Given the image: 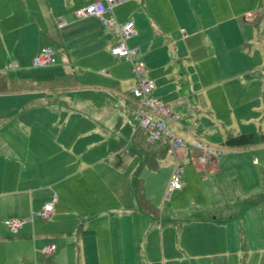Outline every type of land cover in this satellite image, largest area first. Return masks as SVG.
Returning <instances> with one entry per match:
<instances>
[{
	"label": "rangeland",
	"instance_id": "rangeland-1",
	"mask_svg": "<svg viewBox=\"0 0 264 264\" xmlns=\"http://www.w3.org/2000/svg\"><path fill=\"white\" fill-rule=\"evenodd\" d=\"M71 5L73 12L78 5L76 1H72ZM244 5V0L234 2L228 0V3L224 0H168L164 8L161 21L166 23L165 28L168 33L177 40V58L181 60L187 73L195 74V80L201 79L203 64L222 63L225 66L244 64L253 70L251 76H244L241 83L235 87L237 97L249 93L252 95L247 109L232 104L230 101L229 105L220 103L219 89L206 88L203 89L205 93L201 94L198 86L195 89L198 93L197 91L195 93L201 95L203 102L195 103L187 100L174 104L175 100L180 99V93L175 76L171 75L173 65L160 71L163 81L155 82L156 89L153 91V96L159 93L160 96L166 97V100L162 102L170 105L172 111L178 112L181 126L171 127L172 132L179 137L187 138L188 132L191 131L189 128L204 125L207 130L204 129L203 136L196 137L194 132L197 131L193 129L194 132L191 131L189 141L199 138L204 144L224 151L223 156L218 159V167L214 161L206 167L197 164L184 165L182 179L185 185L180 191L170 195H168V188L176 163L173 157H165V151H162L157 158V169L141 168L139 156L131 155L127 156L123 170H113L112 158L115 145L119 140L125 142L129 140L136 125L130 118L131 108L127 107L126 99L109 97V106L104 107L107 95L104 88L112 89L111 84L115 82H109L110 78L116 76V69L120 73L124 71L126 73L129 69L127 66L130 64L126 61L117 62L112 59L110 51L109 54L102 52L99 69L93 66L91 77L86 76L90 74H85L87 78L82 80V75L75 72L72 82L66 86L64 82L57 84L59 75L72 73L67 67L66 58H62L63 63L53 67L33 68L31 61L27 62L28 59L25 56V63L21 62L18 65L19 68L10 69L8 65L11 62L9 61L11 52L7 53L2 46L0 47V79L2 77L21 78L36 87L34 90L27 91L26 96L9 98L0 96V113L16 114L19 112V121L28 124L32 129L30 131L32 140H38L35 138L42 131L46 135V142L51 141L54 150L61 148L66 139L71 140L70 144L74 149L91 148L86 156L91 166L77 178L82 181V183L77 181L78 186L90 195L91 199H98L102 203L101 206L105 208L126 206L127 200L133 194V176L139 172L143 182V193L164 215L165 226L170 224L171 220L177 219L175 225L184 229L183 236L192 238L190 233L200 231L199 226L191 224L193 216H216L219 219H231L230 227L234 230L235 239L231 240L230 248L225 254H221L224 252L223 249H216L215 253L210 255L212 257L204 256L201 260L194 258L189 263L186 257L179 258L178 253L180 252L170 253L175 245L181 248L184 242L176 244L173 238L174 232L164 229L159 233L151 234L150 249L146 258L143 254L132 253L135 250H126V256L132 259L131 264H263L264 147L234 150L221 146L224 140L240 133L264 132V96L257 90L259 95L255 97V88H257L255 86H261L260 81L264 77V74H261L264 72V25L260 27L261 32L259 33L255 30V25L253 26L252 35L254 37L247 35L249 39L239 55L235 53L229 56V53L225 52L233 48L239 50L238 44L245 42L244 35L248 32V21H250L247 15L250 13L240 14L241 10H245ZM35 6L38 9L37 11L35 8V16L39 17L43 14V9L39 11L38 4ZM229 9L240 19L235 17L232 20ZM126 14V10L115 13L117 22H122ZM193 33L196 34V38L192 41ZM186 38L188 39L185 40ZM206 38L211 39L212 46L210 44L201 46ZM162 52L165 55L164 50ZM161 58H163L162 54H159V60ZM115 63L120 64L115 67ZM62 66L67 67L68 70L64 71L65 73H57L56 67ZM231 81L228 79L223 82L220 90L225 89ZM85 82H92L96 85L86 86ZM121 83L122 92L129 91L131 78L122 80ZM50 94L53 96L49 97ZM40 95H44L46 100H41L43 97ZM55 99L65 105L48 103ZM213 99L216 100V108L210 105ZM219 111L221 115L218 114ZM90 112H95L100 116L103 129L109 132L97 131L93 128L94 124L85 123L79 119L81 114ZM64 123L68 124V128L63 129ZM116 124H119L118 129L112 130ZM34 173L36 177H40L39 171ZM13 176H16V173H13ZM45 182V180L34 178L30 180L29 193L32 195L34 204L31 207L29 203L27 216L18 215L19 213L13 215L17 211L2 209L3 199L0 200V259H3L4 264H22L27 261L40 264L41 258L44 260L46 258L42 253L46 244L55 245L61 252V258L56 264H73V247H75V233L71 231L73 223L62 224L50 229L52 219L43 221L34 217L33 223H27L25 229L17 236H13L3 223L12 216L29 219L32 212L41 211L42 198H46L52 192ZM106 219L110 220L102 218L101 221ZM129 219L126 216H122L119 220L114 219L107 225L106 231L115 234L122 243L129 241L130 244L132 240L134 242L132 235L136 227ZM92 226L90 225V228H93ZM27 228L29 230L26 231ZM51 230H54L52 233L55 234H48ZM26 232H29L32 238L23 237V233L26 234ZM51 235L52 238H50ZM10 237L13 239H9ZM87 238L89 237L82 239L85 253L89 251L92 244L91 239L87 240ZM163 243L166 253L163 252ZM204 250L206 249L201 248L198 251ZM58 252L54 255L55 257L60 254ZM108 261L109 264L120 263L116 262L117 260L113 257H109Z\"/></svg>",
	"mask_w": 264,
	"mask_h": 264
},
{
	"label": "crops",
	"instance_id": "crops-1",
	"mask_svg": "<svg viewBox=\"0 0 264 264\" xmlns=\"http://www.w3.org/2000/svg\"><path fill=\"white\" fill-rule=\"evenodd\" d=\"M29 1L31 2V6ZM72 1H76L78 5L75 10L84 5L82 0H0V47L2 46L7 53L11 52L9 59L11 62H9V64L14 63V68H19L18 65L21 64V62L25 63V56H27V62L31 61L30 63L33 67V59L37 56L39 51L45 47H53L58 52L57 65L63 63L62 58H66L68 62L67 67L72 71L70 74L59 75L57 84L60 85L64 82L66 86H68L72 82L75 72H79L82 75V80L87 78L86 76L91 77V74L93 75V66L99 69L100 54L102 52H107V54H109L110 51L111 58L115 59L117 62L126 61L114 57L111 53L112 48L120 39L117 27L107 26L101 19L96 17L78 19L75 16V11L72 12L71 9ZM224 1L228 3V0ZM232 1L234 2L236 0ZM244 1L245 10H241L242 13L240 12V14L250 13V15H247L250 19V21H248V32L244 35L245 42L238 44V47H240L239 50L237 48H233L231 51L225 50V52L229 53V56L235 53L239 55V52L243 50V46L247 44L249 39L247 35L254 37L252 35L254 25L258 33L261 32L260 27L264 25V18L260 23L257 21L258 11H260V9H262V12L264 11V0ZM167 3L168 0H126L122 4L115 6L112 11L115 17V13L126 10V18L120 23L129 20L134 22L137 35L127 40L126 43L129 46H137L140 48L139 56L148 65H146V67H148L149 78L154 80V82L161 83L163 78L160 75V71L168 69V67L173 65L171 75L175 76L180 93V99L175 100L174 104L183 103L187 100L194 101L195 103L199 101L203 102L204 100L200 98L201 95L199 96L195 93V91H197L195 90L196 86H198L200 87L199 93L201 94L205 93L203 89L206 88L209 90L219 89L218 98L220 103L229 105L230 101L232 104L247 109L252 95L249 93L242 97H237L238 94L235 87L238 83H241L244 76H251L253 70L244 64L231 66H225L222 63L203 64L201 79L195 80V74L187 73L181 60L177 58V40L168 33V30L165 28L166 23L161 21ZM36 4H38L39 11L41 8L43 9V14L39 17L35 16V8L37 9L35 6ZM192 11L194 12L193 9ZM229 13L232 14V20L235 17L240 19V17L233 15L230 9ZM19 16L20 18L18 19ZM192 35L191 39L193 41V39L196 38V34L193 33ZM187 39L188 38L185 40ZM210 40L211 39L206 38L201 46L203 47L204 44H210L212 46ZM186 43H188V41H186ZM162 50H164L165 55ZM159 54H162L164 61L163 58L159 60ZM198 55L202 56L201 54ZM126 62L130 64H127L129 69L126 73L125 71L124 73H120V71L116 69V76L110 78L111 80L109 82H115L111 84L113 85L112 89H108L107 87L104 88L107 92L104 107L109 106V97L126 99L127 107L131 108L129 115L133 121L131 112L135 108L136 99L132 94V88L135 82L131 72L132 65L130 62ZM115 64V67H117L120 63ZM67 67H56L57 73H65L64 71L68 70ZM85 74L90 75L85 76ZM261 74H264V72H261ZM127 78H131L129 91L122 92L121 81ZM228 79L232 81L225 89L220 90L221 84ZM260 82L261 86H255L257 87L255 88V97L259 95L256 92L257 90L263 93L262 96H264V77ZM85 83L84 85L86 86L96 85L92 82ZM249 83H251V80H249ZM33 86L34 85L29 84L27 81H23L21 78L2 77L0 79V96H2V98L26 96L25 94H28L27 91L36 89V87ZM58 94L60 95V93ZM34 96L39 97V95L35 94ZM52 96V94L49 95V97ZM40 97H43L41 100H46L44 95H40ZM154 97L161 102L162 100H166V97L160 96L159 93ZM50 101H48V103L65 105V103H61L58 99L52 102ZM166 103H168V101H166ZM210 105L216 108V100L213 99ZM168 106L171 108L170 105ZM217 109L219 108L217 107ZM173 112L178 114V112ZM218 114L221 115V112L219 111ZM19 116V112L16 114L0 113V200L3 199L2 209L17 211L13 213V215L19 213L18 215L27 216L29 213V203L31 207L34 204L32 195L29 193L31 188L29 186L30 180L32 178L35 180H45V183L48 187L50 186L52 192L48 194L46 198H42L40 207L42 205L44 207L55 196L54 215L49 228L53 229L62 224L73 223L71 228L72 233H75L73 264H109V257H113L117 260L116 262H120L116 264H131L130 262L132 259L130 260L129 256H126V250H135L132 251V253L136 252V254H143V257L146 258L147 252H149L150 249L149 239L151 234L159 233V231H163L164 229L174 232L173 238L176 244L184 242L181 248L175 245L174 250L170 253L180 252L178 253L179 258L183 259V257H186L189 263H191L190 261L194 258L201 260L204 256L209 257L213 255L216 249H223L224 252L221 254L228 252L231 240L235 239L234 230L230 227V218L229 220H224L216 216H193L191 224L199 226L200 231L197 233H190L192 238H189L188 236H183V228L175 225L177 219L171 220L170 224L165 226L164 215L146 198L145 193L143 194L146 204L142 208L136 198L133 186V194L131 198L127 200L126 206L111 208L101 206V201L98 199H91V196L85 193L77 183V181L82 183V181L77 178L83 175L91 166V164L87 162L86 157L91 148L78 147L74 149L73 145L70 144L71 140L66 139L61 148L54 150L51 141L46 142V135L42 131L41 134L38 133L39 136L35 138L38 140L33 141L30 137V131H32V129L29 128L28 124L20 122ZM79 119L85 123L90 122L92 125L94 124L93 128L97 131L109 132L107 129H103L104 126L101 118L95 112L81 114ZM118 126L119 124H116L112 130H117ZM169 126L171 128L181 125L178 121L170 122ZM62 127L66 129V127L68 128V124L64 123ZM193 129L197 132L195 133ZM204 129L207 130L204 125L189 128V130L194 132L196 137L203 136ZM136 131L137 128L135 126V131L129 140L126 142L124 140H119L115 145L112 158L113 170L120 171L114 165L116 151L121 147L128 150L135 148L133 137ZM42 136L43 138H41ZM152 145L156 146L158 144ZM131 150L129 151L130 153ZM138 152L136 154L131 153L129 156H139L141 167V162L146 155L142 156ZM183 155L184 153H182L180 160L182 167L191 164L188 158L186 156L183 157ZM154 156V154L149 156V166L145 167L157 169V158ZM166 156H168V154ZM79 158H81V160ZM218 161L219 160L215 162L216 167L219 165ZM37 171L40 173L39 178L36 177V173H34ZM13 173H16V176H13ZM182 181L185 185L183 179ZM84 183L86 184L85 179ZM31 214V217L33 216L32 221L34 217H38L36 213L32 212ZM122 216L130 218L131 224H134L136 227L132 235L134 242L132 240L130 244L129 241L127 243H122L119 237L106 231L107 225H109L111 221L114 219L119 220ZM13 218L19 219L17 216H12L11 219ZM102 218H109L110 220L108 221V219H106L101 221ZM90 225H93V228H90ZM26 226L27 225H25L17 235H19ZM27 230H29V228H27L26 231ZM53 231L54 230H51L48 234H55L52 233ZM82 231L86 232L82 233ZM23 235L25 238H32L29 232H26V234L23 233ZM84 237H89L87 240L91 239L92 243L87 253L84 251L82 242ZM50 238H52V235ZM9 239H13V237ZM113 239L114 241H112ZM122 244L124 246H122ZM162 248L163 252L166 253L164 243ZM201 248H205L206 250L198 251ZM58 251L59 249L57 247V251L54 255ZM54 255L46 257L45 260L41 258L40 264H56L59 258H61V252L56 257ZM217 257L219 258L221 256ZM32 262L33 261H27V263ZM0 264H4L3 259H0Z\"/></svg>",
	"mask_w": 264,
	"mask_h": 264
},
{
	"label": "built area",
	"instance_id": "built-area-1",
	"mask_svg": "<svg viewBox=\"0 0 264 264\" xmlns=\"http://www.w3.org/2000/svg\"><path fill=\"white\" fill-rule=\"evenodd\" d=\"M84 5L75 10L78 19L96 17L102 20L107 26H115L118 29L120 39L112 48L111 53L114 57L124 59L132 65V77L134 86L132 94L136 99L135 108L131 115L137 129L144 131L151 144H161L167 147V154L175 160L174 174L171 177L168 188V195L183 188L182 181L183 167L180 160L181 155L186 156L191 164L208 166L211 162H216L224 154L220 148L211 147L204 144L201 140L189 141L192 134L188 132L187 138L177 136L172 132L169 123L178 122L179 115L174 113L171 108L155 98L153 91L156 89L154 80L149 78L148 69L145 62L140 58V48L127 45V40L135 37L137 31L133 21L118 23L113 15V8L122 4L126 0H82ZM58 63V52L53 47L42 48L33 59L32 65L35 68H48ZM9 68H14L15 64L10 63ZM182 157V158H183ZM56 197L46 204L41 211L36 213L43 221H50L54 215V204ZM29 219H6L4 225L12 235H17L23 227L31 222ZM57 251V247L48 244L42 249L46 257L52 256ZM22 264H33L24 262Z\"/></svg>",
	"mask_w": 264,
	"mask_h": 264
},
{
	"label": "trees",
	"instance_id": "trees-1",
	"mask_svg": "<svg viewBox=\"0 0 264 264\" xmlns=\"http://www.w3.org/2000/svg\"><path fill=\"white\" fill-rule=\"evenodd\" d=\"M258 11L257 13V21L260 23L264 18V11ZM145 135V136H144ZM134 149H124V147L119 148L116 151V157H115V167L118 170L124 169L126 165L127 156H129L131 153L136 154L140 153L142 156L146 155L142 162H141V168H144L145 166H149L148 162L150 161L149 156L151 154H154L156 158L160 156L162 151H165V156L167 155V147L161 144L158 145H152L149 142L147 134L137 129L134 137ZM123 146V145H122ZM221 146L228 148V149H245L250 147H256V146H264V132H247V133H241L232 137L227 138L221 143ZM161 148V149H160ZM141 149V150H140ZM159 149V150H158ZM131 150V153L129 152ZM133 189L136 195V198L140 204V206L143 208L145 206L144 201V194H143V182L139 176V172H137L134 175L133 178ZM86 231H82V233H85ZM264 264V262H263Z\"/></svg>",
	"mask_w": 264,
	"mask_h": 264
}]
</instances>
